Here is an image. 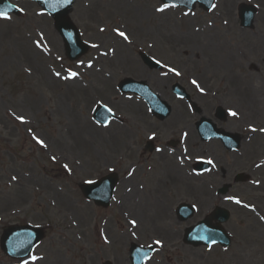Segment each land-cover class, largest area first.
<instances>
[{"label": "rangeland", "instance_id": "obj_1", "mask_svg": "<svg viewBox=\"0 0 264 264\" xmlns=\"http://www.w3.org/2000/svg\"><path fill=\"white\" fill-rule=\"evenodd\" d=\"M10 2L21 13L0 18V235L7 225L28 223L44 228L45 236L25 260L0 251V264H130L132 242L155 245L146 264H242L240 256L257 237L264 250V53L251 44H264V0H217L210 13L171 6L158 11L159 0H75L69 17L89 50L74 62L37 4ZM242 2L258 9L250 29L238 24ZM140 51L162 70H149ZM124 78L146 82L171 106L170 116L158 121L141 98L121 94L117 84ZM175 82L203 116L211 118L218 104L237 113L216 123L241 135L239 151L199 140L194 124L200 116L172 94ZM99 104L115 114L104 127L92 119ZM149 133L158 137L155 144H180L149 154L143 151ZM200 159L211 161L209 172H193ZM111 172L120 180L110 205L86 201L80 184ZM239 173L248 180L235 184ZM227 183L228 193L218 195ZM180 202L197 207L185 222L175 218ZM214 206L230 213L223 225L230 246L185 245L184 228Z\"/></svg>", "mask_w": 264, "mask_h": 264}, {"label": "water", "instance_id": "obj_2", "mask_svg": "<svg viewBox=\"0 0 264 264\" xmlns=\"http://www.w3.org/2000/svg\"><path fill=\"white\" fill-rule=\"evenodd\" d=\"M36 1H38L45 8V10L54 17L56 28L64 39L67 55L69 58L75 59L82 55L85 52L87 46L81 43L78 32L66 18V14L70 9L72 0ZM0 11H15V8L7 4L5 0H0ZM131 87H135L138 90L141 88V86H136V84H134L131 80L123 81L122 89H131ZM140 91L150 103V105L154 107V113L159 118L162 119L168 114L169 108L165 105V103L159 102L158 99L145 88H141ZM96 116H99V110L96 112ZM203 126L207 125L202 123L201 130ZM204 130L208 132L206 128H204ZM114 184L115 179L112 176H108L98 182L85 186V188H83V192L88 199H93L97 204L107 205L112 194ZM222 214V212H219V215ZM225 217L226 216H224L223 220H225ZM33 231L34 233H31V228L29 227H9L5 229V235H3L2 244L8 253H12L11 249L19 246L24 249L22 250L23 255H26L30 248L34 246L35 243L38 242L42 237V234L39 230L33 229ZM211 240H215L216 242L226 245L228 243L227 237L219 230V228L211 230L208 229L205 224H199L193 230L189 231L185 238V241L191 242L194 245L209 243ZM151 251L152 249L150 250L149 248L139 249L135 246H132L131 259L133 264H142L144 259L151 253Z\"/></svg>", "mask_w": 264, "mask_h": 264}, {"label": "bare ground", "instance_id": "obj_3", "mask_svg": "<svg viewBox=\"0 0 264 264\" xmlns=\"http://www.w3.org/2000/svg\"><path fill=\"white\" fill-rule=\"evenodd\" d=\"M252 44V49L253 48H260V49H262V53H264V44L263 43H261V42H255V43H251ZM123 45V44H122ZM124 46V45H123ZM251 49V50H252ZM247 53H248V51H247ZM122 58H120V57H118V62L120 63V62H122ZM225 64H227V65H229V63H226L225 62ZM226 67V66H225ZM102 77V76H101ZM238 77V76H237ZM236 79H238V78H236ZM103 82H105L106 83V81L105 80H102ZM72 83V85H73V87L74 88H76L77 86H76V84H74L75 82H71ZM257 90V88H256V86L254 85V86H252L251 88H249V91H250V94H249V92H248V96L249 97H251V96H254V94H255V91ZM246 90H241V92H242V94L243 95H245L246 94V92H245ZM261 133L262 134H264V131H261ZM80 137H81V140H83L84 139V137L83 136H81L80 135ZM257 186H259V185H257ZM261 189V188H260ZM131 230V229H130ZM130 232V231H129ZM258 241H260V244L258 245L257 243H258ZM249 254H252V255H255V256H250ZM242 259H240V261L242 262V264H247V263H249L250 262V259H249V257H252V258H254L255 259V261H256V263L255 264H264V250H263V244H262V242H261V239H260V237H257V239H256V244L251 248V249H249V251H248V255H245V256H240Z\"/></svg>", "mask_w": 264, "mask_h": 264}, {"label": "snow or ice", "instance_id": "obj_4", "mask_svg": "<svg viewBox=\"0 0 264 264\" xmlns=\"http://www.w3.org/2000/svg\"><path fill=\"white\" fill-rule=\"evenodd\" d=\"M167 7H169V5L165 4L162 8L158 9V11H163L164 8H167ZM0 18L9 19L10 17L7 15L6 12L0 11ZM117 32H118V35L121 36V37H123L125 40L128 39L127 35H126L124 32H121V31H119L118 29H117ZM157 63H159V61H157ZM170 71H172V72H176V69L173 68V69H170ZM176 74L179 75L178 72H176ZM57 75H59V74L57 73ZM71 75H72V76H75V75H77V73H71ZM193 83L196 84L197 82L194 80ZM200 91L203 92L204 90L201 88ZM230 115L236 116L237 113L234 112V111H231V110H230ZM18 119H20L21 121L24 120L23 117H18ZM255 130H256V129H253V131H255ZM260 131H264V129H260ZM37 142L40 143L41 145L44 144V142H43L42 140H37ZM53 159H55V157H53ZM209 163H211V161H209ZM64 167L67 168L68 165H64ZM13 179H15V177H13ZM89 183H91V181H89ZM227 198H228V199H234L233 197H227ZM236 203H240V201L237 199V200H236ZM262 218H264V217H262ZM135 223H136V221L133 220V221H132V224L135 225ZM215 242H216L215 240L212 241L213 244H214ZM156 243H157V244H160L161 242H160V241H156ZM33 259H36V257H33Z\"/></svg>", "mask_w": 264, "mask_h": 264}]
</instances>
